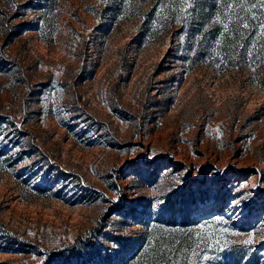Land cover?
Here are the masks:
<instances>
[{
	"label": "rangeland",
	"instance_id": "1",
	"mask_svg": "<svg viewBox=\"0 0 264 264\" xmlns=\"http://www.w3.org/2000/svg\"><path fill=\"white\" fill-rule=\"evenodd\" d=\"M256 2L0 0V264H264Z\"/></svg>",
	"mask_w": 264,
	"mask_h": 264
},
{
	"label": "trees",
	"instance_id": "2",
	"mask_svg": "<svg viewBox=\"0 0 264 264\" xmlns=\"http://www.w3.org/2000/svg\"><path fill=\"white\" fill-rule=\"evenodd\" d=\"M214 1H215V4L217 5V8L216 7L214 8L217 11V14H219L220 12H223L225 10L226 6L229 3L245 5V6L246 5H253V4L257 5L258 4L256 2V0H193V3L195 5V10H194L193 16H194L195 20H197V22L200 21V17H199L200 14H201L200 8L204 4L209 3V2H214ZM223 18H225V17H222L221 19H223ZM210 28L212 30H216V29L219 28V24L218 23H214V24L211 25Z\"/></svg>",
	"mask_w": 264,
	"mask_h": 264
},
{
	"label": "snow or ice",
	"instance_id": "3",
	"mask_svg": "<svg viewBox=\"0 0 264 264\" xmlns=\"http://www.w3.org/2000/svg\"><path fill=\"white\" fill-rule=\"evenodd\" d=\"M181 3L184 4V5L191 6L189 4V0H181ZM261 5L264 6V0H261ZM253 6H255V5H253ZM244 27H247V25H244ZM225 28H227V25H225ZM261 28H264V23L261 24ZM222 222L223 221H221V220H217L216 221V223H222ZM199 227H200L201 232H203L205 230V225H200ZM247 242L251 243V237L249 238V240ZM203 259L207 260V259H209V257L204 256Z\"/></svg>",
	"mask_w": 264,
	"mask_h": 264
}]
</instances>
